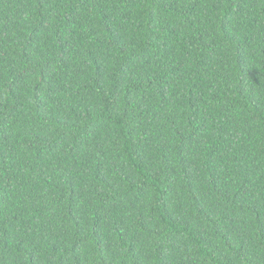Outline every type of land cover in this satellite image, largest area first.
<instances>
[{
    "label": "trees",
    "instance_id": "1",
    "mask_svg": "<svg viewBox=\"0 0 264 264\" xmlns=\"http://www.w3.org/2000/svg\"><path fill=\"white\" fill-rule=\"evenodd\" d=\"M0 264H264V0H0Z\"/></svg>",
    "mask_w": 264,
    "mask_h": 264
}]
</instances>
